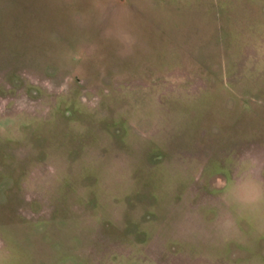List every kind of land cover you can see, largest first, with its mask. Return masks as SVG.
Masks as SVG:
<instances>
[{"label": "rangeland", "instance_id": "obj_1", "mask_svg": "<svg viewBox=\"0 0 264 264\" xmlns=\"http://www.w3.org/2000/svg\"><path fill=\"white\" fill-rule=\"evenodd\" d=\"M237 172L264 179V0H0L3 264H264Z\"/></svg>", "mask_w": 264, "mask_h": 264}, {"label": "clouds", "instance_id": "obj_2", "mask_svg": "<svg viewBox=\"0 0 264 264\" xmlns=\"http://www.w3.org/2000/svg\"><path fill=\"white\" fill-rule=\"evenodd\" d=\"M222 187H225V199L232 198L238 204L240 211L250 214L257 228L264 231V179L252 173L242 176L237 172V179L232 187L226 185ZM239 192L243 195H238ZM232 223L231 220H226L224 227L230 228ZM3 260L4 255L0 252V264H3Z\"/></svg>", "mask_w": 264, "mask_h": 264}]
</instances>
